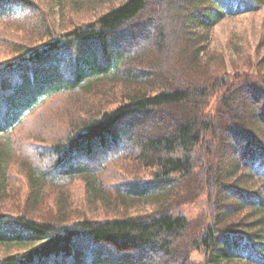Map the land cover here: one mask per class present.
Listing matches in <instances>:
<instances>
[{"label": "trees", "instance_id": "trees-1", "mask_svg": "<svg viewBox=\"0 0 264 264\" xmlns=\"http://www.w3.org/2000/svg\"><path fill=\"white\" fill-rule=\"evenodd\" d=\"M57 2L107 7L57 31L37 0H0L41 41L0 63V264H264V37L213 47L264 0ZM60 93L65 123L24 148L17 126Z\"/></svg>", "mask_w": 264, "mask_h": 264}, {"label": "rangeland", "instance_id": "rangeland-1", "mask_svg": "<svg viewBox=\"0 0 264 264\" xmlns=\"http://www.w3.org/2000/svg\"><path fill=\"white\" fill-rule=\"evenodd\" d=\"M43 7L44 13L49 17V21L57 31H62L71 28L76 23H82L93 20L97 17L101 10L105 9L107 5L99 4L96 7L83 6L81 9L68 8L64 11L61 10V5L58 4L57 0H37ZM120 0H116V2ZM23 17V16H20ZM38 19L40 17L38 16ZM23 21L19 18L12 19L10 21L0 20V63H4L16 56V46L19 43H29L31 45H37L41 41L37 36V33L32 28L25 26ZM35 28V27H34ZM175 32V27L172 29ZM237 36L240 42L245 40L250 42L251 54L255 55L254 46L259 43L261 38L264 37V5L261 10L253 13H244L235 18H227L221 21L213 30V47L219 49L225 54L227 60H236L238 56L233 51L230 44V38ZM74 94L71 93H60L46 100L38 109L33 111L31 114L25 117V121L20 123L15 130V135L20 136L21 145L26 148L31 139H28L29 132L35 133L40 132L42 135L49 132V128L52 124H64L57 114L60 110L65 108H74L75 103ZM27 111L23 115H26ZM152 117V113L144 117V120H149ZM131 124H134L133 122ZM37 130V131H36ZM112 181V180H111ZM12 185L16 187H22L20 183L13 182ZM70 193L75 201L79 204L86 203V196L84 191V183L81 180L74 181L70 186ZM149 206L148 209H150ZM95 208L91 205V211ZM204 208L197 202H192L186 208L185 213L190 219V234L192 236L199 232V226L201 218L204 217ZM101 209L91 212V215H108ZM0 252H3L0 248ZM193 257L201 259L202 254L194 252Z\"/></svg>", "mask_w": 264, "mask_h": 264}]
</instances>
